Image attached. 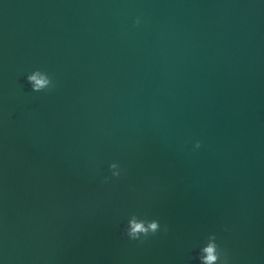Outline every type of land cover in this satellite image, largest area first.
Here are the masks:
<instances>
[{"label":"water","instance_id":"95a60500","mask_svg":"<svg viewBox=\"0 0 264 264\" xmlns=\"http://www.w3.org/2000/svg\"><path fill=\"white\" fill-rule=\"evenodd\" d=\"M212 233L264 264V0H0V264H199Z\"/></svg>","mask_w":264,"mask_h":264},{"label":"clouds","instance_id":"9594fccd","mask_svg":"<svg viewBox=\"0 0 264 264\" xmlns=\"http://www.w3.org/2000/svg\"><path fill=\"white\" fill-rule=\"evenodd\" d=\"M136 23H139L137 19ZM32 91H52L55 89L56 84L52 78L40 69H36L26 76ZM196 148L200 147V141L195 144ZM112 177H120L122 169L117 163L113 162L109 165ZM111 177L105 176L104 181L107 182ZM161 231L160 222L157 219H146L138 217L135 213L128 219L127 225L124 227L123 232L131 240H137L143 243L150 236L156 235ZM164 232L168 231L167 226L163 228ZM199 264H230L228 253L225 249L221 248L217 243L215 233L209 234L206 242L200 246L198 253Z\"/></svg>","mask_w":264,"mask_h":264}]
</instances>
